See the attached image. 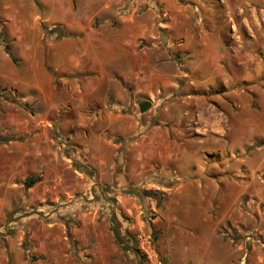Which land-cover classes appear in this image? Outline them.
Here are the masks:
<instances>
[{
    "label": "crops",
    "instance_id": "0c3cea01",
    "mask_svg": "<svg viewBox=\"0 0 264 264\" xmlns=\"http://www.w3.org/2000/svg\"><path fill=\"white\" fill-rule=\"evenodd\" d=\"M247 4L169 0V19L161 23L165 30L145 38L153 56L136 48L147 37L138 31L92 39L87 58L89 70L97 76L90 87L96 96L84 118H59L55 86L51 75L43 73L49 87L43 92L45 111L21 124L27 135L5 137L9 140L0 144V222L4 218L8 222L0 224V233L6 226L13 229L0 236V264H92L84 253L93 250L97 259L96 248L101 249V259L111 258L107 264L126 263L111 231L102 233L105 240L93 241L92 234L99 236L94 216L77 205L49 211L48 216L38 212L71 184L69 160L80 159L90 166L91 184H112L116 190L137 183L156 167H169V181L180 176L187 181L179 182L183 185H244L238 192L227 189L223 196L217 187L212 194L177 191L171 199L167 194L165 206L159 209L168 218L169 212L179 215L178 208L170 207L175 200L184 202L180 208L185 217H190L189 203L196 199L222 200L228 195L237 201L249 196L264 204V12L246 13ZM123 57L127 68L116 67L118 73L107 86L105 66ZM164 61H169V68ZM9 68L12 71L11 57L0 54V83L19 81L22 90L43 91L36 82L9 73ZM118 76L131 81V89L118 84ZM147 99L151 107L141 112L139 103ZM62 141L70 143L64 152L58 145ZM215 154L219 157L211 161ZM212 167L221 175H206ZM28 176L39 180L26 186ZM72 177L78 182L77 175ZM203 212L200 223L205 226L200 229L183 220L181 234L185 228H198L208 237L213 235L216 248L227 246L217 232L218 221L213 224ZM11 214L14 220H8ZM257 217L258 229L247 231L248 246L244 243L246 264H264V247L247 240L250 233L264 236V208ZM237 258V249L230 248L200 263L237 264Z\"/></svg>",
    "mask_w": 264,
    "mask_h": 264
},
{
    "label": "rangeland",
    "instance_id": "374dc122",
    "mask_svg": "<svg viewBox=\"0 0 264 264\" xmlns=\"http://www.w3.org/2000/svg\"><path fill=\"white\" fill-rule=\"evenodd\" d=\"M233 1L248 2L246 13L264 12V0ZM167 7L169 0H0V54L6 53L12 59L13 68L12 71L9 68L8 72L18 73V77L23 81L28 80L31 84L36 82L35 84L43 89L22 90L19 88V81L3 80L0 83V138L17 139L27 135V129L21 124L27 122V118L37 119L39 113L45 111L42 98L43 92L49 87L44 72L51 75L52 85L55 86L53 93L60 103L56 112L59 118H84L96 96L90 92L91 81L97 78L88 65L87 50L91 49V40L101 38V35L108 37L138 31L147 37L140 40L136 48L142 52L146 51L149 41L145 38L165 30L162 24L169 19ZM147 53L148 56L154 55L150 50ZM114 54L124 55L118 51H114ZM164 66L169 68V61H164ZM116 67L123 70L127 68L124 57L117 63L105 66V84L112 83V79L116 77ZM117 79L118 84L131 89V81L128 83L119 76ZM11 117L18 123H11ZM58 145L64 152L70 143L62 141ZM218 157L216 154L212 155L210 160ZM77 161L78 163L76 160L67 161V173L69 172L72 179L68 188L60 191L58 199L43 203L38 212L48 216L45 213L49 211L59 210L66 205H77L86 214L94 216V225L98 228L97 231L99 230L98 237L95 238L97 235L92 234L95 243L105 240L102 233L110 231L118 243L113 231V228H116L123 243L130 247L125 250L119 245V250L125 257V264H202L200 262L204 261L206 256L214 260L230 248L238 251L237 264H246L247 231L256 232L253 230L258 229L254 220L257 221L259 211L264 208L263 203L251 200L249 196H242L237 201L228 195L222 200L216 197L211 200L196 199L189 203L193 209L190 217H185L180 208L184 202L175 200L173 204L170 203V207L178 208L175 214L179 215L175 216L169 212L171 214L168 218L163 215L165 212L159 209V201L152 196L154 192H160L165 198L170 194L171 199L177 191L193 195L212 194L216 187L221 195L227 189L241 191L244 185L215 186L204 182L201 186L195 182L183 185L179 182L187 181L180 176L179 179L175 177L169 181V167H156L137 183L127 186L129 190L143 194L145 197L141 199L129 194L128 188L116 190L112 184H91L87 173L92 169L80 159ZM76 170L80 171L79 174ZM73 174L78 176V182L73 179ZM207 174L216 177L221 175V171L212 167L206 170ZM226 174L229 175L228 170ZM165 202L166 200H163L161 204L162 209ZM203 210L213 224L215 220L218 221L217 232L224 238V242H227V246L216 248L213 235L208 237L198 229L205 226L204 222L200 223ZM8 214L9 211L6 215ZM8 217V220H14L12 214ZM175 217L176 219H173ZM183 220L193 222L198 228L196 227L195 232L185 228L186 234H181ZM4 223L5 218L0 224ZM6 228L7 226L0 236L13 231L12 227ZM82 231L83 236H86L85 227H82ZM193 235L195 238L191 239ZM186 236L190 238L187 239ZM92 251L84 253L93 260L92 264L109 263L110 257L101 259V249L96 248V255L99 256L97 259Z\"/></svg>",
    "mask_w": 264,
    "mask_h": 264
},
{
    "label": "trees",
    "instance_id": "16d2710c",
    "mask_svg": "<svg viewBox=\"0 0 264 264\" xmlns=\"http://www.w3.org/2000/svg\"><path fill=\"white\" fill-rule=\"evenodd\" d=\"M6 139L7 138H0V144L4 143L6 141ZM11 139H14V138H11ZM7 140H9V139H7ZM38 180H39V177L30 176V177L26 178L25 185L26 186H30L33 183H35L36 181H38ZM127 188L128 187H125L124 190L127 189ZM128 191H129V193L134 194V195H136L137 197H139L141 199L145 197L143 194L139 193V191H137L138 193H136L135 190H129V188H128ZM151 195H152V193H151ZM152 196H154L159 201L158 207H160L162 202H163V200H164V198H165L164 194H162L160 192H154ZM113 231L115 232V236H116V239H117L119 245H121V247L123 249H125V250L130 249V247L127 244L123 243L121 235H120V232L116 228H113ZM137 252L141 253L140 250H137Z\"/></svg>",
    "mask_w": 264,
    "mask_h": 264
},
{
    "label": "built area",
    "instance_id": "2783aa9c",
    "mask_svg": "<svg viewBox=\"0 0 264 264\" xmlns=\"http://www.w3.org/2000/svg\"><path fill=\"white\" fill-rule=\"evenodd\" d=\"M247 240H251V241L257 242L262 247H264V236L263 237H260L258 235L252 236L251 234H248Z\"/></svg>",
    "mask_w": 264,
    "mask_h": 264
},
{
    "label": "water",
    "instance_id": "95a60500",
    "mask_svg": "<svg viewBox=\"0 0 264 264\" xmlns=\"http://www.w3.org/2000/svg\"><path fill=\"white\" fill-rule=\"evenodd\" d=\"M151 107V101L149 99L143 100L139 103V109L141 112L147 111Z\"/></svg>",
    "mask_w": 264,
    "mask_h": 264
}]
</instances>
